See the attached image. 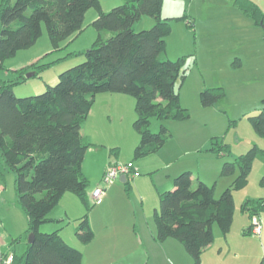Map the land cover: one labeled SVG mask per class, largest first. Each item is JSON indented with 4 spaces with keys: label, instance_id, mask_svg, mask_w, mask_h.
<instances>
[{
    "label": "trees",
    "instance_id": "16d2710c",
    "mask_svg": "<svg viewBox=\"0 0 264 264\" xmlns=\"http://www.w3.org/2000/svg\"><path fill=\"white\" fill-rule=\"evenodd\" d=\"M234 5L264 30V13L254 2L235 0ZM91 8L97 11L91 25L98 37L82 53L85 61L62 72L55 85L46 86L39 95L18 98L12 87L19 82L0 79V170L14 173L17 203L27 217L26 233L33 235V242H27L22 254L8 253L13 255V264H82L81 251L65 242L57 230L43 233L39 228L49 221V213L63 195L72 193L85 208L74 235L82 244L94 238L88 220V211L94 204L89 203V182L82 171L91 143L81 135V126L97 95L123 94L133 98V127L139 136L135 158L145 157L166 142L169 133L163 122L190 117L176 90L184 78L181 60L163 59L162 55L171 34L170 22L184 21L188 27L192 23L186 15L163 18L162 0H125L108 12L102 11L99 0H2L0 70L5 60L36 43L42 26L54 48L77 36L82 32L85 13ZM142 16L151 17L153 26L135 32L133 26ZM102 32L111 36L103 40ZM31 67L15 72L20 74ZM43 68L44 65L39 67ZM34 69L30 72L32 77L40 72ZM224 97L221 87L203 89L200 102L203 107H210ZM151 118L161 122L157 133L149 129ZM249 120L254 132L264 139V109ZM228 149L217 137L210 140L208 151L227 156ZM117 152V148L111 149L112 154ZM256 155L264 157V150L253 146L235 162L223 164L221 176L232 175L236 164L240 173L232 187L218 197L214 195V185L201 181L193 185L189 171L177 175L173 189L159 196V207L154 211L156 239L180 242L193 264H200L203 251L214 239L212 226L215 224L224 236L229 233L234 214L232 193L247 185V173ZM128 183L126 179L124 184ZM249 203H243L242 210L250 219L264 213L263 199L252 206ZM8 254L0 256V262Z\"/></svg>",
    "mask_w": 264,
    "mask_h": 264
},
{
    "label": "rangeland",
    "instance_id": "374dc122",
    "mask_svg": "<svg viewBox=\"0 0 264 264\" xmlns=\"http://www.w3.org/2000/svg\"><path fill=\"white\" fill-rule=\"evenodd\" d=\"M124 1L99 0L103 12L110 11ZM255 1L264 13V0ZM162 12L163 15L170 16L189 14L192 20L194 18L191 27H188L184 21H171L172 31L166 39L167 46L162 55L163 59L181 60L184 78L181 84L177 85L176 90L181 106L187 109L190 115L188 120L170 122L193 128V135L197 136L199 143L204 145L202 152L189 150L176 160L175 164L178 166L186 161L190 164L193 177H203L211 185L215 181L214 195L218 197L226 188L232 187L233 181L240 173V168L236 164L232 175L221 176L223 164L227 161L235 162L236 158L254 145L264 149V139L254 132L249 120V117L256 116L259 113L257 110L264 106V30L240 13L235 14L230 6H226L220 0H162ZM96 16L97 11L93 8L89 9L84 16L82 32L78 36L61 41L58 48L53 47L45 27L42 26L41 36L32 47L18 51L3 62L0 79L19 82L12 87L13 94L18 98L43 93L46 86L57 83L58 76L62 72L85 61L82 53L91 48L98 37L97 31L91 25ZM152 23L154 21L151 17L142 16L133 27L135 32H139L150 29ZM110 36L108 32L101 33L103 40ZM43 65L45 68L40 70L39 67ZM29 66L32 67L20 74L15 72ZM33 69L40 72L37 76L26 79V74L33 72ZM217 87L224 89L225 97L210 107H203L200 102L201 91ZM134 107L135 105L132 106L130 113L133 111L131 114L136 119ZM163 125L169 133V141H167L170 144H180V132L174 129L173 133L169 125ZM160 126V121L155 118L150 119L149 129L152 132L154 129L157 133ZM213 137H217L228 146L229 155L210 154L208 149ZM126 143L127 141L123 145ZM182 147L184 148V145ZM152 160L154 161L149 160L148 168L157 166L162 168V161ZM128 162L124 161L120 164ZM139 173L141 177L129 180L128 186L120 182L119 178L108 186L111 191L106 204L102 206H99L101 200L94 203L89 196L91 193L89 189L97 183L96 188L103 187L102 178L97 183L87 179L89 182L87 197L89 203L94 204L88 211L90 226L91 221L96 225L110 216H115L120 221L124 238L123 244L118 248L120 251L116 249L112 256L99 255L101 259L97 258L92 250L81 249L82 264H174L178 259V264H193V259L186 254L180 242L173 241L177 244V249H172L166 248L163 243L165 240L156 239L154 210L159 207V179L165 180L168 170H158L154 177L155 181L143 170H139ZM262 179H264V157L256 155L247 173V185L232 193L234 221L230 232L224 237L215 224L212 226L213 231L219 232L214 242L215 256L208 260L203 254L200 264L260 262L262 255L260 235L248 234L240 227L244 222L252 224V219H249L248 213L242 210V205L250 201L249 206H252L262 199L264 195ZM14 181V173L7 169L0 170V255L13 251L20 255L25 251L28 241L27 217L17 203ZM196 184L195 180L194 185ZM163 191L170 190L166 188ZM77 202L79 210L83 211L84 215V206L79 199ZM64 204L70 217L63 212ZM262 214L256 216L260 228L261 221L264 220ZM49 215L55 219L42 224L40 231L45 228L46 231L43 233L57 230L59 234L65 235L64 239L69 245L80 247L82 243L74 235L79 223L76 221L75 209L60 200ZM69 239L74 240L71 242Z\"/></svg>",
    "mask_w": 264,
    "mask_h": 264
},
{
    "label": "crops",
    "instance_id": "0c3cea01",
    "mask_svg": "<svg viewBox=\"0 0 264 264\" xmlns=\"http://www.w3.org/2000/svg\"><path fill=\"white\" fill-rule=\"evenodd\" d=\"M220 1L226 4V6H230L231 9H233V12L235 14L240 13V15L245 16L234 5L235 0H220ZM251 1L257 5L255 0H251ZM161 15L163 18H176V17L182 16V15L170 16L167 14L163 15L162 11H161ZM187 19L193 22L194 24V18L192 20L189 14L187 15ZM172 21H175V20H172ZM133 29L135 28L133 27ZM166 44H167V41H166ZM133 105H135L133 98H130L129 96L123 95V94H99L95 97L91 112L89 113V115L84 120L81 126V135L83 136L85 140L91 143V146L85 153V157H84L83 164H82V171H83L84 177L88 180H91L93 183H97L102 178L103 173L109 164L113 162L120 163L124 161L126 162L131 161L138 172L139 170H143L154 181H155L154 177L157 175L158 170H162V169L166 171L168 170V173L166 176L167 178L165 180L159 179L160 181L159 196L162 193L166 192V191H163L166 188L167 190H172L173 189V179L184 171H189L191 173V179H192L193 185L196 180L197 182L201 181L210 186L211 184L209 183L207 179H204L203 177H200V176H197L196 178L193 177L190 164L187 163L186 161L180 163L178 166H176L175 164V161L181 158L183 154H185L189 150L193 151L195 149L196 152L198 151L202 152V148L204 145L202 143H199L197 136L193 135V131H194L193 128L190 129L188 127L186 128L185 126H178L174 122H170V121L164 122L163 124L169 125L173 133H174V129H177L180 132V137H179L180 144L179 143L170 144V142H168L169 141L168 140L169 138H168L167 139L168 141L166 140V142L163 143V145H161L155 151L149 153L143 158H135L134 150L139 144V136L134 130L133 123H131V121L132 122L135 121L133 114H131L133 113V111H131L130 113V110ZM261 109H264V106H262L257 111H260ZM181 130L183 133L181 132ZM153 132H154V129H153ZM126 141H127L126 145H123ZM182 145H184V148L182 147ZM113 148L118 149V152L116 154L111 153V149ZM204 148H206V146ZM210 154L213 155L212 152H210ZM133 157L135 160H133ZM151 157H156V158H151ZM141 159H144V160H141ZM152 159H157V160L162 161V168L159 166L154 167V168H151V167L148 168L150 166L149 160L154 161ZM137 160H141V161H137ZM133 161L134 162L137 161V162L134 163ZM218 170L219 169H217V171ZM140 177H141V173H139V176L137 177L127 176L126 179L129 182V180L132 181V179L135 180ZM122 183L124 184V182ZM97 184L93 188L89 189V191L91 192L89 194L90 197L94 189H96ZM212 185H214L215 187V181L213 182ZM110 191H111V188L107 187L104 197L101 199V202H99V206L106 204ZM77 199L79 198L72 193H65L63 197L61 198L62 203H66V205H69V207H73L75 211L77 212L76 221H78V219H80L83 216V211L79 210L78 208L79 206H78ZM262 199L264 200V195ZM64 206L65 204L62 207L63 212L68 217L69 215L67 214V210H65ZM262 216L264 219V213L262 214ZM233 217H234V214H233ZM48 218H49V221H53L55 219L54 217L50 215H48ZM248 218L250 219L249 215H248ZM233 221H234V218H233ZM233 221H232L231 228L233 226ZM261 222L262 223H261V229L259 233L260 235L259 243L261 245L262 255L260 258V262L258 264H264V220H262ZM250 226L251 224L249 225L247 222H244L243 224H241L240 229L243 230V232L245 231L246 233L251 234ZM91 227L94 233L93 240L88 244H80L81 246L80 247L76 246V248H78L79 250L83 249V251L92 250L93 254H95L96 257L97 258L99 257L100 259L101 257L99 255L112 256L115 254L116 249L120 251V249L118 248H119V245L123 244L122 241H123L124 235L122 234V231L120 228V221L118 218H116L115 216H110L102 220L99 224H96V225H94V223L91 221ZM42 231L43 232L46 231V228ZM155 233H156V228H155ZM213 235H214L213 242L208 247H206L202 253V255L204 254L205 257L207 256L206 259L208 260H211V258L215 256L214 254L215 243L214 242L219 236V232L213 231ZM60 236L66 242V240L64 239L65 235L60 234ZM169 239L168 240L166 239L163 242L166 248H172V249L176 248L177 249V244L176 243L174 244L173 242L176 240L174 239L169 240ZM69 240H71L72 242V240L74 239H69ZM227 246L229 249L230 247L229 242ZM2 255L3 254H1L0 256ZM177 262H179V259L178 261H176V263L174 262V264H178Z\"/></svg>",
    "mask_w": 264,
    "mask_h": 264
},
{
    "label": "built area",
    "instance_id": "2783aa9c",
    "mask_svg": "<svg viewBox=\"0 0 264 264\" xmlns=\"http://www.w3.org/2000/svg\"><path fill=\"white\" fill-rule=\"evenodd\" d=\"M120 176L137 177L139 176V172L136 170L132 162H128L126 164L113 162L109 164L106 167L102 176L103 187H98L92 192L91 195L92 201L96 203L97 201L101 200L105 195L106 188L110 186ZM256 218H257L256 216L252 218V224H251V233L254 235H258L261 229L260 224ZM13 259H14L13 255L8 254L1 260L0 264H13Z\"/></svg>",
    "mask_w": 264,
    "mask_h": 264
},
{
    "label": "water",
    "instance_id": "95a60500",
    "mask_svg": "<svg viewBox=\"0 0 264 264\" xmlns=\"http://www.w3.org/2000/svg\"><path fill=\"white\" fill-rule=\"evenodd\" d=\"M32 73H27L26 74V76H25V78L27 79V78H31L32 77ZM119 180L121 181V182H125V180H126V177L125 176H120L119 177ZM28 244H31L32 242H33V235L32 234H29L28 235Z\"/></svg>",
    "mask_w": 264,
    "mask_h": 264
}]
</instances>
